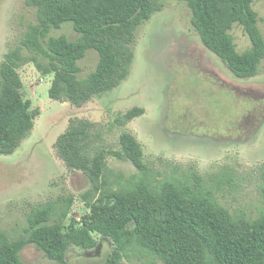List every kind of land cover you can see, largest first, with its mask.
<instances>
[{"label": "trees", "instance_id": "trees-1", "mask_svg": "<svg viewBox=\"0 0 264 264\" xmlns=\"http://www.w3.org/2000/svg\"><path fill=\"white\" fill-rule=\"evenodd\" d=\"M164 0H25L35 20L0 62V154H13L32 133L40 109L23 94L20 68L33 63L52 75L50 97L83 107L118 87L129 75L138 28L164 9ZM203 44L238 78L261 72L264 34L255 0H180ZM72 22L78 37L52 35ZM243 27L251 47L240 51L232 34ZM99 52L96 69L81 77L79 61L87 50ZM145 113L133 106L119 114V149L104 144L102 129L86 118L72 117L55 142L58 156L82 171L91 186L82 194L84 213L72 216L74 197L35 205L21 236L0 229V264H29L21 251L29 244L60 264H70L73 246L89 250L101 239L113 247L100 264H124L133 253L148 263L264 264V208L251 215L222 204L203 179L192 174L163 176L144 158L138 138L124 129ZM129 159L138 169L125 178L108 166V157ZM100 236V239L96 237ZM138 251V253H136Z\"/></svg>", "mask_w": 264, "mask_h": 264}, {"label": "rangeland", "instance_id": "rangeland-1", "mask_svg": "<svg viewBox=\"0 0 264 264\" xmlns=\"http://www.w3.org/2000/svg\"><path fill=\"white\" fill-rule=\"evenodd\" d=\"M163 2L164 9L137 30L128 77L83 107L52 99L53 76H43L33 63L20 68L23 94L40 114L22 145L11 155L0 154V229L19 237L35 205L70 195L74 197L70 214L80 218L82 194L91 183L82 171L65 165L55 142L77 116L95 122L102 129L104 144L119 149L122 128L114 121L133 106L143 107L145 113L124 129L141 142L145 161L152 168L163 176L199 175L232 211L245 208L257 215L264 208V61L258 75L236 77L203 44L188 5L180 0ZM254 8L264 34V0H255ZM35 18L25 0H0V62ZM51 34L78 37L70 21ZM232 34L238 50L251 47L242 26L235 25ZM98 61L99 52L88 49L79 61L80 76L93 72ZM108 166L125 178L138 171L129 159L113 155L108 157ZM112 247L108 239L89 250L73 246L68 259L70 264H100ZM133 256L125 258L124 264H149L140 255ZM21 258L29 264H60L34 244L21 251Z\"/></svg>", "mask_w": 264, "mask_h": 264}]
</instances>
